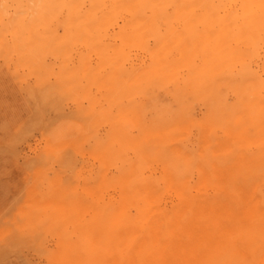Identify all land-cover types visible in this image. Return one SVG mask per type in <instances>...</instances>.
Listing matches in <instances>:
<instances>
[{
    "label": "bare ground",
    "instance_id": "1",
    "mask_svg": "<svg viewBox=\"0 0 264 264\" xmlns=\"http://www.w3.org/2000/svg\"><path fill=\"white\" fill-rule=\"evenodd\" d=\"M3 1L0 48L4 55L30 57L46 77L54 73L42 62L46 55L65 61L74 59V53L79 57V66L63 63L55 73L57 86L47 84V90L77 94L86 91L79 82L84 78L113 102L118 87L125 95L133 85L174 77L185 67L184 90L217 100L218 109L208 122L216 120L228 140L225 148L234 145L238 151L229 149L231 171L213 162L210 173L200 170L195 184L187 179V168L173 158L163 159L159 176L163 183H159L158 177L145 176L143 171L155 154L143 147V141L158 140L148 134L131 140L117 127L108 130L106 140L98 142L97 157L106 164L120 160V177L108 200L96 195L89 220L63 218L82 235L78 243L70 242L72 257L79 264H264V178L258 182L259 175L257 179L251 171H237L249 161L264 168V79L251 65L264 49V0H0V4ZM23 9L27 15L15 16ZM120 21V47L112 49L105 40ZM150 38L156 47L149 51L148 67L122 70L126 50L146 51ZM92 54L99 59L95 68ZM233 65L239 66V82L238 99L232 105L219 94L215 77H225ZM101 68L109 69L106 75H101ZM86 94L94 105L96 98ZM107 111L102 108L97 117L105 115L110 122ZM128 111L120 109L122 117ZM258 113L263 117L258 128L260 153L252 155L246 151L252 142L247 129ZM126 149H133L134 157H127ZM61 208L68 213V203Z\"/></svg>",
    "mask_w": 264,
    "mask_h": 264
},
{
    "label": "rangeland",
    "instance_id": "2",
    "mask_svg": "<svg viewBox=\"0 0 264 264\" xmlns=\"http://www.w3.org/2000/svg\"><path fill=\"white\" fill-rule=\"evenodd\" d=\"M4 4L3 1L0 6ZM18 15L27 14L23 9L15 16ZM158 23L162 31L167 30L161 20ZM121 24L120 21L112 28L105 40L112 49L120 47L117 32ZM155 47V39L150 38L146 51L127 49L122 70H145L150 64L149 51ZM80 50L87 53L84 48ZM76 56L74 53V59L67 61L51 54L43 56L42 62L54 70L46 77L35 60L19 54L8 57L0 48V264H79L74 254L72 257L70 242L78 243L82 235L63 218L89 220L95 200L101 196L108 200L115 194L113 187L119 180L122 163L116 158L106 164L97 157L98 142L106 140L108 130L117 127L123 137L131 140L145 134L158 140L143 141V147L155 152L143 171L145 176L158 177L155 180L159 183H163L159 180L162 160L168 157L187 168V179L192 184L199 182L200 170L212 171L213 162L228 168L227 172L233 166L229 149L238 152L237 148H225L228 140L224 129L216 120L215 125L208 122L218 109L217 100L184 90L185 67H180L174 77L146 80L139 87L133 85L125 95L118 87L113 90V102L106 101L96 86L89 87L84 78L79 82L86 91L77 94L75 90L61 94L56 92L60 88L47 90V84L56 85L55 73L63 63L68 67L80 65ZM98 63V57L92 54V67ZM251 65L263 80V48ZM238 68L233 65L225 77H215L219 94L232 105L238 99ZM107 70L101 68V75H106ZM86 92L96 98L94 105L89 103ZM102 108L108 110L114 125L105 115L97 117ZM123 108L129 109L125 117L120 113ZM262 122V114L258 113L248 125L252 142L246 151L252 155L260 153L258 128ZM113 145L117 149L118 145ZM126 156L134 157L133 149H126ZM252 163L249 161V166L237 171H251L252 177L259 175L258 182L262 181L264 168ZM74 202L78 204L74 206ZM64 203L69 205L67 214L62 212Z\"/></svg>",
    "mask_w": 264,
    "mask_h": 264
}]
</instances>
